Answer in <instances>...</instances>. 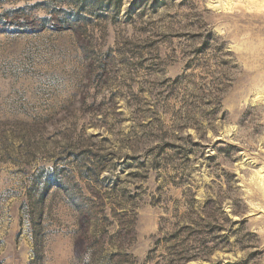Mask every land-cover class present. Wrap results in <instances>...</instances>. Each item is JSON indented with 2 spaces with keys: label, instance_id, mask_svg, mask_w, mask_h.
Here are the masks:
<instances>
[{
  "label": "rangeland",
  "instance_id": "1",
  "mask_svg": "<svg viewBox=\"0 0 264 264\" xmlns=\"http://www.w3.org/2000/svg\"><path fill=\"white\" fill-rule=\"evenodd\" d=\"M74 1L0 0V264H264V0Z\"/></svg>",
  "mask_w": 264,
  "mask_h": 264
},
{
  "label": "trees",
  "instance_id": "2",
  "mask_svg": "<svg viewBox=\"0 0 264 264\" xmlns=\"http://www.w3.org/2000/svg\"><path fill=\"white\" fill-rule=\"evenodd\" d=\"M8 1V0H4ZM87 0H77L74 1L75 6H78V9H75V12L73 13V17L71 20H68L69 23L74 25L73 30L76 32H82V21L83 16L80 14V7L83 6V2H86ZM96 2H99V0H93ZM78 3V4H77ZM77 4V5H76ZM44 5L43 3L37 2L32 6L25 5V6H19L16 8L9 9L5 11L8 14H11V17L13 18L12 21H15L16 24V17L18 14H23L26 12V10L35 7ZM116 14V13H115ZM6 15V14H5ZM4 16V15H3ZM23 18H26L23 16ZM53 18H57L58 16H51L49 18H30L25 19L23 21V25L27 26L28 24H31L32 26H38L43 27L44 25L49 22L50 20L53 21ZM59 20H62L61 18ZM146 43H148L147 50L149 52H155L157 55L158 47H155L152 41L146 40ZM160 60L159 58H157ZM160 62V61H159ZM159 62L152 63L153 65H158ZM166 137V136H164ZM163 138V137H162ZM170 144L168 140H163L160 145H167ZM208 205L205 203L204 208H207ZM192 208H189L185 217L181 216L183 218H187L189 221H192L193 226H190L186 224V222L182 225L179 224V219H176L174 221L168 222V219H164L163 226L159 229V234L156 236L155 240L153 241V249L151 250V255H149L148 259L150 261H154V264H189L191 261L199 260V259H207V254L209 251L213 248L218 246V243L215 242V239H212L210 241L211 244H209V240L205 238V236L200 234L199 232L201 230L196 229L194 226H203V224L208 225V220H206V217H208L206 211L203 209L201 213L204 214V218H191L194 213H192ZM192 213V214H191ZM169 225V230L168 229ZM212 231L214 229L212 228ZM162 250L161 253L157 254V251ZM158 258V259H157ZM157 259V260H155Z\"/></svg>",
  "mask_w": 264,
  "mask_h": 264
}]
</instances>
